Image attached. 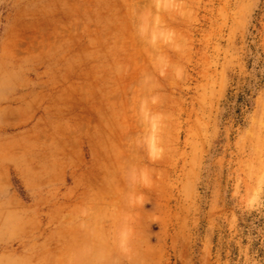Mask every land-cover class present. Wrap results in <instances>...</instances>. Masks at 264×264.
<instances>
[{
    "label": "rangeland",
    "instance_id": "374dc122",
    "mask_svg": "<svg viewBox=\"0 0 264 264\" xmlns=\"http://www.w3.org/2000/svg\"><path fill=\"white\" fill-rule=\"evenodd\" d=\"M0 172V264H264V0H0Z\"/></svg>",
    "mask_w": 264,
    "mask_h": 264
},
{
    "label": "crops",
    "instance_id": "0c3cea01",
    "mask_svg": "<svg viewBox=\"0 0 264 264\" xmlns=\"http://www.w3.org/2000/svg\"><path fill=\"white\" fill-rule=\"evenodd\" d=\"M0 175L3 176L4 174H2V172H0ZM16 177L19 179L21 187L25 190L27 186L25 185V183L23 181L24 179H22L19 175H16ZM3 181L7 185L5 186V191L0 190V221H7V220L15 219V215H16L14 212V217H11V214L7 213V211H6L7 210L6 207L10 204V202H9L10 197L14 194L13 193L14 190H13V187L11 185L10 180L6 181V177H4ZM68 188L69 189L73 188L74 190H77L76 185L71 184V183L69 184ZM67 191H68V189H66V191H64V193H63L64 197H66ZM79 195H80L79 193L74 194L73 197H71L69 199V201H67V204H69V206H70V205L79 203V201H80ZM66 217H67V215H63L64 220L66 219ZM70 217H71V214H69V219H70Z\"/></svg>",
    "mask_w": 264,
    "mask_h": 264
}]
</instances>
